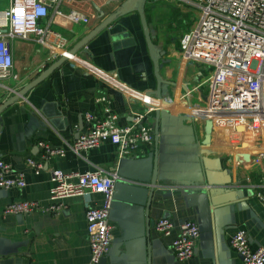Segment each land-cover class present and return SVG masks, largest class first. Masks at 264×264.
Wrapping results in <instances>:
<instances>
[{
    "label": "crops",
    "instance_id": "1",
    "mask_svg": "<svg viewBox=\"0 0 264 264\" xmlns=\"http://www.w3.org/2000/svg\"><path fill=\"white\" fill-rule=\"evenodd\" d=\"M132 0H63L88 16L86 24L49 10L40 21L53 33L46 45L12 39V76L0 78V106L60 57L63 60L23 96L0 110V160L25 174L23 188H0V264H87L85 209L100 206L103 195L87 192L51 201L50 169L64 172L115 170L118 177L109 211L112 240L100 264H242L230 246L239 228L249 244H264V134L255 138L232 123L218 122L206 108L207 70L182 57L179 37L198 19L193 0H143L131 4L92 36L77 43L105 18ZM63 43V44H62ZM62 44V45H60ZM160 96V108L147 111L144 99ZM109 99L119 125L133 112L158 135L152 149L118 157V147L103 141L80 156L68 147L87 130L86 113L102 116L101 97ZM164 99H166L164 101ZM168 99H170L168 101ZM45 142L61 148L36 173L27 158L39 160ZM33 200L42 207L60 204V213L3 214L7 204ZM168 218L169 236L154 230ZM185 221L199 236L193 255L179 261L171 239Z\"/></svg>",
    "mask_w": 264,
    "mask_h": 264
},
{
    "label": "built area",
    "instance_id": "2",
    "mask_svg": "<svg viewBox=\"0 0 264 264\" xmlns=\"http://www.w3.org/2000/svg\"><path fill=\"white\" fill-rule=\"evenodd\" d=\"M62 1L0 0V78L12 76L10 40L17 38L46 45L47 36L53 32L40 21L47 17L49 10L72 22L86 24L89 21L87 15L74 8L67 13L61 12L59 5ZM193 1L198 4L200 13L197 21L179 37L182 57L200 63L207 70L206 108L214 120L232 123L256 138L260 132L264 134V0ZM160 99V96L146 94L140 100L146 104L147 111H154L160 108ZM96 102L103 103L102 116L85 114L87 130L68 145L74 154L80 156L99 147L105 140L118 147V157L136 152L142 144L153 148L158 133L153 126L142 122V112H133L131 122L119 125L117 115L110 110L109 99L101 96ZM38 145L42 148L39 160L26 159L36 173L52 156L65 155L63 149L53 148L45 142ZM262 158L264 154L259 153L255 161ZM49 172L51 201L87 192L103 195L100 206H87L84 212L90 249L87 264H99L109 252L112 240L109 211L118 177L116 171L50 169ZM25 185V174L0 160V188H23ZM257 196L264 200V186ZM37 209L56 214L60 213L61 205L42 207L33 200H18L4 206L2 212L23 215ZM172 229L173 224L168 218H160L154 223V230L162 236H169ZM198 236L195 222L185 221L179 226L171 239V249L179 261L193 255ZM229 243L242 264H264V244L252 248L245 229L234 231Z\"/></svg>",
    "mask_w": 264,
    "mask_h": 264
},
{
    "label": "water",
    "instance_id": "3",
    "mask_svg": "<svg viewBox=\"0 0 264 264\" xmlns=\"http://www.w3.org/2000/svg\"><path fill=\"white\" fill-rule=\"evenodd\" d=\"M143 2V0H132L131 3L121 9H119L118 11H116L114 14H111L110 16H108L107 18H105L98 26H96L89 34H87L83 39H81L78 43H77V48L81 47L82 45H84L92 36H94L98 31H100L103 27H105L108 23H110L113 18L121 13L122 11H124L128 6H130L131 4L137 3L138 7H140L141 3ZM63 60H65L64 57H60L56 62H54L52 65H50L43 73H41L37 78H35L32 82H30L27 86H25L23 89H21L20 91H18L17 94H14L13 97H11L8 101H6L5 103H3L0 106V110L3 109L5 106L11 104L12 102H14L15 100H17L20 96H23V94L31 89L33 86H35L38 82H40L44 77H46L54 68H56ZM18 216H21L20 214ZM103 258H101L100 262H102ZM100 264V263H99Z\"/></svg>",
    "mask_w": 264,
    "mask_h": 264
}]
</instances>
